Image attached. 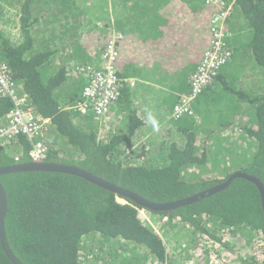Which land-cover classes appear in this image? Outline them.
I'll return each mask as SVG.
<instances>
[{
  "label": "trees",
  "instance_id": "trees-1",
  "mask_svg": "<svg viewBox=\"0 0 264 264\" xmlns=\"http://www.w3.org/2000/svg\"><path fill=\"white\" fill-rule=\"evenodd\" d=\"M114 1L127 31L116 67L123 77L141 75L143 66L159 62L170 72L167 86L179 94L166 91L163 104L157 103L166 118L189 90L203 50L211 47L215 9L206 0ZM226 1H234L223 39L230 59L193 102V114L166 119L154 131L155 147L143 146L133 164L121 155L144 125L134 91L123 84L104 115L111 122L104 123L92 111L93 101L82 96L86 77L73 69L95 63L106 47L105 31L91 18L94 0H0L3 59L36 112L52 122L46 159L81 166L158 202L214 187L238 170L264 181V0ZM13 8L16 36L2 27ZM81 101L86 111L76 107ZM13 106L10 97L0 95V121ZM227 131L235 137L230 146L223 145ZM247 144L249 150L242 151L247 158L237 161V149ZM7 145L0 147V166L32 159L26 135ZM214 146L219 150L212 154ZM215 155L233 161L223 178L210 173ZM0 181L9 200L8 240L25 264H93L86 259L91 253L102 256L97 264L172 261L162 234L139 218L143 207L82 177L28 171L2 175ZM150 212L168 216L167 224H188L190 236L177 244L178 255L186 260L199 256L222 264L231 259L264 264L263 206L253 182L236 178L227 189L170 214ZM207 240L213 241L209 248ZM0 264H13L1 243Z\"/></svg>",
  "mask_w": 264,
  "mask_h": 264
},
{
  "label": "built area",
  "instance_id": "built-area-1",
  "mask_svg": "<svg viewBox=\"0 0 264 264\" xmlns=\"http://www.w3.org/2000/svg\"><path fill=\"white\" fill-rule=\"evenodd\" d=\"M206 3L215 9L211 26V47L205 49L198 67L191 73V86L186 93L181 94L180 100L170 114V119H178L184 115L193 114V102L214 81L219 69L228 62L232 54L228 45H224L223 39L225 37V22L234 9V1L206 0ZM124 37L125 34L119 30L111 29L109 34L107 32L106 48L102 55L105 60L111 63L108 71H105L98 61L93 63V67L87 65L77 67L79 72L91 80V84L85 86L82 96L93 101L92 111L98 116H104L109 112L111 104L118 98L123 84L130 82V80L123 78L119 67H113L115 64L118 65L121 52L119 43ZM0 95L10 97L14 104L6 121L0 125V147L16 140L19 136L26 135L32 143L31 158L46 159L48 155L46 135L52 127V122L37 113L28 95L20 91L18 82L3 59L1 49ZM76 107L86 111V105L82 101ZM138 212L141 221L153 227L157 232L158 223L166 224L170 221L168 216L155 218L147 208H140ZM147 213L151 214V218L147 216ZM173 243L175 246L178 244L177 241ZM212 245L213 241L207 240L206 247L209 248ZM169 247L171 253L168 255V259L171 258V263L173 261L177 262L178 252L173 253L171 246H168L167 249L169 250ZM194 260L200 261V264H222L218 259L208 262L199 256L192 258L191 261ZM227 262L228 264L238 263L235 259L227 260Z\"/></svg>",
  "mask_w": 264,
  "mask_h": 264
},
{
  "label": "water",
  "instance_id": "water-1",
  "mask_svg": "<svg viewBox=\"0 0 264 264\" xmlns=\"http://www.w3.org/2000/svg\"><path fill=\"white\" fill-rule=\"evenodd\" d=\"M28 171H47V172H61L66 174H72L82 177L104 189H107L117 196L125 199H129L135 202L137 205L150 209V211L166 212L170 214L172 210L180 207L198 202L204 198L210 197L213 194L227 189L236 178H243L250 182H253L260 191L261 201L264 214V181L257 175L248 173L245 171H234L227 179L217 184L214 187L199 191L187 197L179 198L176 200L158 202L149 199L143 194L133 189L124 187L115 182L109 181L95 173L87 170L78 165L62 163L59 161H51L47 159H31L27 162H18L7 166H0V176L8 173L16 172H28ZM8 195L5 186L0 181V243L3 251L7 255L8 259L13 264H25L13 251L8 240L6 232V218L8 213Z\"/></svg>",
  "mask_w": 264,
  "mask_h": 264
},
{
  "label": "crops",
  "instance_id": "crops-1",
  "mask_svg": "<svg viewBox=\"0 0 264 264\" xmlns=\"http://www.w3.org/2000/svg\"><path fill=\"white\" fill-rule=\"evenodd\" d=\"M99 1H101V0H96L94 3H97ZM115 5L116 4H115L114 0H106V4L102 8L97 9L95 11L97 17H99L98 19L94 14V17L97 20L101 19V20H104V22H106L108 20V22H107L108 26L106 29H105L106 24L103 25V22L101 25H99L100 29L105 31V32H103V31H101V32H103L104 35H106V36H107V32L109 34L111 29L112 30H119V31L123 32L125 35L127 34V31L124 30V28L121 26L122 24H120V22H119V17L121 15H120V12L115 9ZM11 11H12L11 12L12 14H16L17 9L13 8ZM134 40H136L135 37H134ZM205 49H206V47H205ZM205 49L203 50V52L199 58V61L202 58V55H203ZM95 61H98V63L100 64L102 62V56L100 55V57ZM198 64L199 63H197V66H198ZM160 65L161 64L159 62V63H156V65H154L153 67L143 66V68H142L143 73H141V75L138 74L136 76H125V77H123L127 80H130V82L127 83L128 84L127 86L132 88V90L135 93L134 97L136 100V105L139 108L138 110H140V117L144 120V125L146 124L147 121H149V118H148L149 116H152V120H154V119L161 120V119L165 118L163 111H162V107L159 108L157 106V103L161 104V102H163L162 99H163L166 91L177 93V95L179 94V92H176V90L171 91L170 86H167V83H166V81L168 80L167 76L170 74V72L168 70L166 71ZM197 66L195 67V69L197 68ZM143 69L146 71H144ZM194 70L192 71V73L194 72ZM86 83H87V78H86V82H84V85ZM167 87H168V89H167ZM149 105H151L152 107ZM149 107H151V108H149ZM152 110H154L153 113H152ZM167 112L165 115L166 116L165 120L166 119L170 120V116H169V114H167ZM5 121H6V119L1 120L0 125L3 124ZM141 129L136 133V135L134 137L135 141H136V137H137L136 142H134V140H133V146L134 147L140 146L144 143L146 144L147 141L152 139L151 138V136L153 134L152 132L151 133H142ZM51 132L52 131L49 130V132L47 134V135H49L47 137V142H49V143H51V136H52ZM139 133H141V134L138 135ZM143 134H144V136H141ZM155 138H157V136ZM130 150H131V148H130ZM171 235H174V236L169 238L170 240H168V241H170V244L172 242H175V241L178 242L179 239H181L182 242L184 241V239L182 237H178V233H174ZM162 237H163V235H162ZM178 249H179V247L176 249V246H175L173 253H177ZM167 251H168V255H169L171 252L168 249H167ZM172 263L175 264V261H173Z\"/></svg>",
  "mask_w": 264,
  "mask_h": 264
},
{
  "label": "rangeland",
  "instance_id": "rangeland-1",
  "mask_svg": "<svg viewBox=\"0 0 264 264\" xmlns=\"http://www.w3.org/2000/svg\"><path fill=\"white\" fill-rule=\"evenodd\" d=\"M96 0H94V2H95ZM99 3V4H98ZM95 4V3H94ZM98 4V5H97ZM106 4V0H101V1H99V2H97L96 4H95V6H94V10L90 13L92 16H91V18H94L95 20H96V22L99 24V25H101L102 24V22H104V20H101V19H99V20H97L99 17H97V15H96V13H95V11L97 10V9H100V8H102L104 5ZM94 14H95V16L97 17V19L95 18V17H93L94 16ZM15 20H16V18L14 17V14H11V16H9V19L8 18H5L4 19V21L2 22V27L4 28V30H6L9 34H12L13 36H16V31H15ZM106 22H108V20L106 21ZM91 26V25H90ZM76 68V67H75ZM74 71V70H73ZM74 72H76V71H74ZM252 78V77H251ZM84 82H86V78H85V81ZM149 106H151V105H149ZM152 107V106H151ZM151 107H149V108H151ZM154 112V110H152V113ZM149 118V121H147L146 122V124L142 127V129H141V132L142 133H153L152 134V136H151V140H149V141H147V143L145 144H142V145H140V146H137V147H134L133 145H131L130 146V148H131V152L129 151V152H127V150H125V153H123L122 155H121V158H123V160L124 161H129V162H131V163H138V161H136V158H135V155L138 153V152H140L141 150H142V148H143V146H146V148L148 149V150H152L154 147H155V145H156V142H155V133H154V131H156V129H159V128H161L164 124H165V122H166V120L165 119H161V120H156V119H154V120H152V116H149L148 117ZM100 119H101V121H103L104 123H106V122H108L109 120H110V122H111V118L109 117V116H102V117H100ZM114 120V119H113ZM113 125H115V121H113ZM108 128H109V126H105V128H104V130H108ZM141 133H139L138 135H140ZM226 135H228L229 136V138H228V141H225L224 143H223V145L224 146H230V143L232 142V141H234L235 140V137L233 136V133L232 132H229V131H227L226 132ZM141 136H144V134L143 135H141ZM135 137V136H134ZM136 141H137V137H136ZM135 140H134V142H136ZM222 144V143H221ZM237 142H234V144L233 145H235V146H237ZM8 145H5L4 147H7ZM243 146H245L244 144H243ZM249 145L247 144V146L246 147H241L240 149H237L238 150V152H240V154L238 155V157H240V159L239 160H237V161H240L242 158H244V159H246L247 157H243L242 156V151L244 150V149H247V150H249ZM211 149V152H212V154H214V153H216V152H218V150H219V148L218 147H212V148H210ZM135 153V154H133V156L131 155L132 153ZM220 156L221 155H215L214 157H213V162L215 163V166H210V169H211V171H210V173H212L215 177H217V178H223V177H225L226 176V174L229 172V170L233 167V161L231 162V160H229L228 162H224V161H220L219 159H220ZM235 163V162H234ZM217 170V171H216ZM119 201L120 202H126L125 200H123V199H120L119 198ZM155 218L156 217H158L159 215H157V214H154L153 212H150ZM151 214H149V213H147V216H150V218H151ZM165 216V215H164ZM164 216H161V217H164ZM172 223V222H171ZM171 223H163V224H160V223H158L157 224V229H158V233L161 235H163V239H164V241H165V244H167L166 246H167V248H168V246H171V248H172V250L174 251V248H175V244L172 242L171 244H170V241H168V240H170V239H167L166 237H168V236H170L171 234H174V233H178V237H182L184 240L186 239V236H190L189 235V233L191 232V229H189V226H188V224L187 223H185V222H178L177 223V225H176V223H174V225H171ZM185 223V224H184ZM177 226V227H176ZM168 234V236H166ZM244 238V237H243ZM182 243V240L181 239H179V241H178V243ZM179 246L178 245H176V249L178 248ZM92 250H93V248H92ZM169 250H170V252H171V249H170V247H169ZM115 251V250H114ZM93 252V251H92ZM92 257V258H91ZM98 257H102L101 255H98V254H94V253H91V255L88 257V258H86V259H88V260H90L91 259V261H92V263L93 264H97V262H99V259H98ZM187 258H183V257H181V256H177V262H175V264H200V261H197V260H194V261H191L192 259H189V260H186ZM168 264H174V263H168Z\"/></svg>",
  "mask_w": 264,
  "mask_h": 264
},
{
  "label": "bare ground",
  "instance_id": "bare-ground-1",
  "mask_svg": "<svg viewBox=\"0 0 264 264\" xmlns=\"http://www.w3.org/2000/svg\"><path fill=\"white\" fill-rule=\"evenodd\" d=\"M106 48V47H105ZM105 50V49H104ZM104 50H103V52H104ZM103 52H102V54H103ZM101 54V56H102V62L99 64L100 66H102L103 68H104V70L105 71H108L109 69H110V65H111V63H109L107 60H105L104 58H103V55ZM85 65H87L88 67H93V62H90V63H88V64H85ZM76 67V66H75ZM73 68L75 71H77L78 70V68L76 67V68ZM113 67H115L116 68V64L115 65H113ZM92 70V69H91ZM89 84H91V80L90 79H88L87 78V83L84 85V86H87V85H89ZM110 87V86H109ZM84 93V89L82 90V94ZM31 145H32V143H31Z\"/></svg>",
  "mask_w": 264,
  "mask_h": 264
},
{
  "label": "clouds",
  "instance_id": "clouds-1",
  "mask_svg": "<svg viewBox=\"0 0 264 264\" xmlns=\"http://www.w3.org/2000/svg\"><path fill=\"white\" fill-rule=\"evenodd\" d=\"M133 140H134V139H133ZM133 140H132V144H131V145H133ZM131 145H130V146H131ZM130 146H128V147L125 146V150H127V152H129V151L131 152V150H130Z\"/></svg>",
  "mask_w": 264,
  "mask_h": 264
}]
</instances>
